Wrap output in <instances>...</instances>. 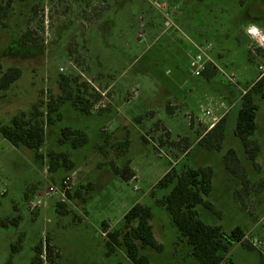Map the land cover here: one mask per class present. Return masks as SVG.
I'll use <instances>...</instances> for the list:
<instances>
[{
    "label": "rangeland",
    "instance_id": "obj_1",
    "mask_svg": "<svg viewBox=\"0 0 264 264\" xmlns=\"http://www.w3.org/2000/svg\"><path fill=\"white\" fill-rule=\"evenodd\" d=\"M0 4L8 5L0 25V64L22 71L17 81L0 91V127L17 115L37 111L43 112L46 122L49 103L58 105L51 113L54 122L45 123L41 159L0 134V264H31L35 247L47 239L54 251L52 260L43 254L45 264H129L122 248L107 255L102 227L104 221L108 228L119 226L137 202L151 207L154 235L163 245L162 251L145 249L152 264H201L171 214L157 203L167 190L152 188L172 165L179 170L184 165L213 167L208 200L216 213L201 206V218L227 232L238 226L250 229L245 239L255 248L237 244L222 264H260L264 256L260 98L255 161L248 158L234 129L241 95L261 75L264 51L251 50L253 42L244 27L255 23L264 28V0H0ZM207 44L221 69L237 73L238 85L228 82L218 68L210 80L192 75L190 55ZM210 97L216 101L222 97L228 112L233 109L226 138L216 151L203 144L191 148L194 142L181 134L192 132L195 140L210 123L205 117L198 128L188 127L185 112H195ZM65 127L84 134L87 142L74 147V135L63 140ZM123 141L125 147L120 145ZM229 150L240 162L234 164L236 174L226 164ZM61 153L68 155L73 167L63 164L62 158L53 161ZM132 166L138 180L127 181L114 171ZM67 177L73 178L70 198L62 188ZM50 186L57 192L48 195ZM76 190L80 195L74 194ZM33 198L47 204L32 210Z\"/></svg>",
    "mask_w": 264,
    "mask_h": 264
},
{
    "label": "trees",
    "instance_id": "obj_2",
    "mask_svg": "<svg viewBox=\"0 0 264 264\" xmlns=\"http://www.w3.org/2000/svg\"><path fill=\"white\" fill-rule=\"evenodd\" d=\"M7 6L0 4V25L4 24L3 20L7 16ZM27 36L22 37V41H25ZM216 72V68H207L203 74L206 79L210 80L215 76ZM21 75L22 71L19 67L12 66L3 69L0 64V91L7 89ZM257 98L264 102V75L251 83L245 93L241 95L234 129L235 134L239 136L246 147L248 158L254 161L259 151L258 143L253 139L258 130L257 113L259 103L256 100ZM57 109L58 105H54L52 102L49 103L46 122L41 111H37L30 116L26 114L17 115L10 124L0 127V134L13 146L17 148L26 147L34 151L37 159H41L40 149L45 142V123L52 124L54 122L51 113ZM82 110L85 112L89 111L87 105H83ZM57 117L60 119L61 114L59 113ZM228 118L227 115H224L199 139L197 144H203L209 151L220 149L226 138ZM72 135H74L72 139L74 147L87 142L86 136L84 134L79 135V131L71 130L69 127L62 129L63 140L68 139ZM143 140L147 141L144 137ZM125 143L126 141H123L120 145L125 147ZM51 156L53 157L52 154ZM225 157L228 169L236 174L237 168L234 167V164L240 163L236 153L229 150ZM60 158H62L63 164L73 167V162L68 161L66 153L59 154L56 158H53V161H57ZM128 168L114 171L129 181L135 174ZM213 178L214 169L210 165L200 167L184 165L180 170L176 165H173L153 188L167 190V193L157 199V203L171 214L172 222L178 228L180 236L186 238L192 247L191 254L201 264H222L223 260L228 257L237 244H243L250 249H255L249 240L245 239L246 231L240 226L227 232L220 224L207 223L201 218L199 211L201 206L216 213L214 205L208 200L213 189ZM74 194L78 196L80 192L76 190ZM67 196L69 198L73 197L71 191L67 192ZM58 205L63 206L64 204L59 202ZM151 219V207L137 202L124 214L119 226L108 228V224L104 221L102 228L105 229L108 238L106 240L107 255H112L117 248H122L126 252L129 264H152L145 253V249L151 248L156 251H162L163 245L158 242L154 235ZM3 224L6 225L7 222L3 221ZM53 251L54 248L48 239L45 243L40 242L35 247V255L31 264H45L44 256L52 260ZM260 264H264L263 254L260 256Z\"/></svg>",
    "mask_w": 264,
    "mask_h": 264
},
{
    "label": "built area",
    "instance_id": "obj_3",
    "mask_svg": "<svg viewBox=\"0 0 264 264\" xmlns=\"http://www.w3.org/2000/svg\"><path fill=\"white\" fill-rule=\"evenodd\" d=\"M250 37V36H249ZM251 38V37H250ZM253 42L252 51L256 52L258 50L264 51V47L259 46L256 43V40L251 38ZM212 46L211 44H207L205 47L198 46V50L190 55L189 58V64H190V70L193 76L195 77H204V70L208 68L209 65H211L212 68H218L219 74L223 76L228 82L238 85L239 78L235 71H226L224 69H221L217 63L213 60V58L210 56ZM259 72L261 73L260 78L264 75V62L260 63L259 66ZM229 107L228 104L225 102V100L221 97L219 101H216L213 97H210L207 99L206 102L200 104L198 106V110L195 112L192 111H186L185 112V118L187 120V123L189 127L191 125H194V127L198 128L205 119L207 118L208 121H210V125L208 126V130H210L228 111ZM137 188V186H135ZM62 188L63 193L67 195L68 191H71L73 188V178L67 177L62 181ZM57 192V187L50 186L46 193L48 195L54 194ZM47 204V200L45 199H35L33 198L30 202L31 209L34 210L40 209L43 206ZM106 234V232H105ZM264 247V245H262Z\"/></svg>",
    "mask_w": 264,
    "mask_h": 264
},
{
    "label": "clouds",
    "instance_id": "obj_4",
    "mask_svg": "<svg viewBox=\"0 0 264 264\" xmlns=\"http://www.w3.org/2000/svg\"><path fill=\"white\" fill-rule=\"evenodd\" d=\"M244 32L255 39L259 46L264 47V28L255 23H249L244 27Z\"/></svg>",
    "mask_w": 264,
    "mask_h": 264
},
{
    "label": "crops",
    "instance_id": "obj_5",
    "mask_svg": "<svg viewBox=\"0 0 264 264\" xmlns=\"http://www.w3.org/2000/svg\"><path fill=\"white\" fill-rule=\"evenodd\" d=\"M218 65V64H217ZM219 66V65H218ZM232 109V108H231ZM231 111H233V109L232 110H230L229 112L227 111L226 112V114L225 115H227L228 117L230 116V113H231ZM206 123H210V121H208L207 119H206ZM188 124V123H187ZM188 127H189V125H188ZM170 129V128H169ZM209 128H207L202 134H201V136L200 137H198L197 139H192V137L190 136V135H193V134H191L192 132H190V133H188L187 132V134L185 133H183V134H181V135H183V136H185V137H187V139L190 141V142H194L193 143V145H192V147L191 148H194L196 145H197V142L199 141V139L207 132V131H209L208 130ZM190 149V148H189ZM173 166V165H172ZM132 170H133V172L134 171H136L137 172V174L136 175H134V177H133V179L134 180H138L139 179V174H138V171L132 166V168H131ZM132 179V180H133ZM157 184V183H156ZM155 184V185H156ZM155 185H153L152 186V188L155 186ZM222 226V225H221ZM246 231V236H248L249 235V233H250V229H248V230H245Z\"/></svg>",
    "mask_w": 264,
    "mask_h": 264
}]
</instances>
